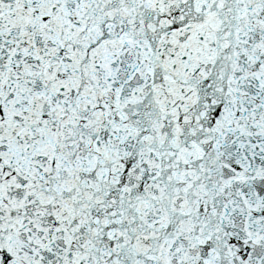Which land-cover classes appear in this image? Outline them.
I'll return each instance as SVG.
<instances>
[{
    "label": "snow or ice",
    "instance_id": "obj_1",
    "mask_svg": "<svg viewBox=\"0 0 264 264\" xmlns=\"http://www.w3.org/2000/svg\"><path fill=\"white\" fill-rule=\"evenodd\" d=\"M0 264H264V0H0Z\"/></svg>",
    "mask_w": 264,
    "mask_h": 264
}]
</instances>
